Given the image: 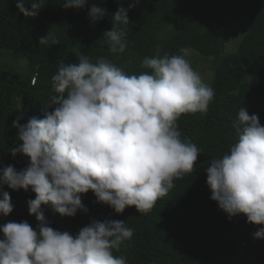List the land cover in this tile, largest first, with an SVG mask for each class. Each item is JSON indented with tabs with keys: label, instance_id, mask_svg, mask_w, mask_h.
I'll return each mask as SVG.
<instances>
[{
	"label": "clouds",
	"instance_id": "1",
	"mask_svg": "<svg viewBox=\"0 0 264 264\" xmlns=\"http://www.w3.org/2000/svg\"><path fill=\"white\" fill-rule=\"evenodd\" d=\"M17 0L24 16L35 17L39 0ZM87 0H64L63 7L83 8ZM130 4L129 8L134 7ZM106 9L91 5L92 23L104 18ZM113 27L104 33L111 53H123L128 41L119 25H129L128 10L119 7ZM50 33L41 37L48 43ZM52 43L56 44L54 38ZM183 55L159 52L144 57L142 66L151 70L128 75L110 60L77 52L78 63L61 64L52 76L55 95L45 105L43 118L23 116L13 121L22 143L12 147L29 157L26 168H0V187L35 193L27 201L39 231L27 222L0 225V264H127L114 256L131 240L134 230L123 220L93 219L73 236L49 226L42 205H51L61 216L85 213L81 194L91 190L97 203L109 205L117 214L135 206L149 213L156 202L175 187L174 180L193 173L200 149L181 140L177 121L182 114L207 113L214 90ZM48 111V108H52ZM232 127L236 142L229 153L213 158L208 167L210 198L228 214H244L247 222L264 225V126L245 107ZM14 209L8 191L0 190V217ZM264 239V227L253 234Z\"/></svg>",
	"mask_w": 264,
	"mask_h": 264
},
{
	"label": "trees",
	"instance_id": "2",
	"mask_svg": "<svg viewBox=\"0 0 264 264\" xmlns=\"http://www.w3.org/2000/svg\"><path fill=\"white\" fill-rule=\"evenodd\" d=\"M39 2L38 15L28 17L19 12L17 0H0V168L12 165L19 171L28 166L29 157L10 152L22 143L13 121L43 118L45 105L56 94L52 76L61 64L78 63L77 52L92 62L104 57L128 75L150 73L142 60L157 52L182 55L180 49L191 48L215 58L207 83L215 95L207 113L182 114L177 121L181 140L195 143L201 152L193 173L174 180L175 187L147 214L135 206L117 214L97 203L89 190L81 194L88 211L78 210L74 217L42 205L49 226L75 236L93 219L123 220L134 234L113 254L125 257L127 264H264V239L252 235L264 225L247 222L242 213L229 220L210 198L206 182L210 161L229 153L236 142L232 124L242 107L264 126V0H87L83 8L67 9L64 0ZM93 4L107 10L95 23L88 15ZM121 6L130 21L119 25L128 46L123 53H111L104 33L113 27V14ZM236 15L246 18V27L236 50L223 54L230 41L229 20ZM48 33V43H40ZM0 190L9 192L14 205L8 216L0 217V225L27 221L38 232L39 222L27 205L35 198L31 188L3 185Z\"/></svg>",
	"mask_w": 264,
	"mask_h": 264
},
{
	"label": "rangeland",
	"instance_id": "3",
	"mask_svg": "<svg viewBox=\"0 0 264 264\" xmlns=\"http://www.w3.org/2000/svg\"><path fill=\"white\" fill-rule=\"evenodd\" d=\"M246 18L236 15L229 20L230 41L223 49V54L233 52L236 50L238 43L242 37V33L246 27ZM186 59L190 62L194 70H196L202 77L205 84L209 83L215 64V58L211 56H201L194 49H187ZM183 55V53H182Z\"/></svg>",
	"mask_w": 264,
	"mask_h": 264
}]
</instances>
